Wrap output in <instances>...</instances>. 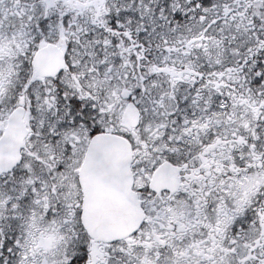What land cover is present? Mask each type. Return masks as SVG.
<instances>
[{
  "label": "snow or ice",
  "instance_id": "obj_1",
  "mask_svg": "<svg viewBox=\"0 0 264 264\" xmlns=\"http://www.w3.org/2000/svg\"><path fill=\"white\" fill-rule=\"evenodd\" d=\"M0 264H264V0H0Z\"/></svg>",
  "mask_w": 264,
  "mask_h": 264
}]
</instances>
